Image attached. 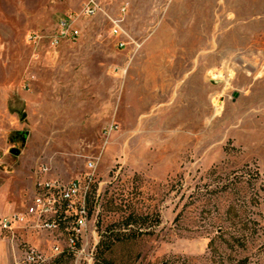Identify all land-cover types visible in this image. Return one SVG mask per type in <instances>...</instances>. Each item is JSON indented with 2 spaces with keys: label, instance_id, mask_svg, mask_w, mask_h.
<instances>
[{
  "label": "rangeland",
  "instance_id": "374dc122",
  "mask_svg": "<svg viewBox=\"0 0 264 264\" xmlns=\"http://www.w3.org/2000/svg\"><path fill=\"white\" fill-rule=\"evenodd\" d=\"M95 1L0 0V216L43 167L101 195L94 260L19 230L0 264H264V0Z\"/></svg>",
  "mask_w": 264,
  "mask_h": 264
},
{
  "label": "built area",
  "instance_id": "2783aa9c",
  "mask_svg": "<svg viewBox=\"0 0 264 264\" xmlns=\"http://www.w3.org/2000/svg\"><path fill=\"white\" fill-rule=\"evenodd\" d=\"M98 12L99 5L95 0H83L78 17H94ZM75 19L67 16L60 20V30L52 46H58L64 39L74 41L80 36L74 25ZM121 34L120 21H114L113 35L118 37ZM126 44V41H120V46ZM88 170L85 175L64 182L46 178L48 168L43 167L36 176L34 195L26 209L0 216V235H15L19 230L61 233L60 236L66 237V248L56 243L52 247L53 254L94 260L100 241L95 219L100 213L101 195L99 189L93 191L96 173L92 162L88 164ZM37 257L34 249L27 254L29 261H36Z\"/></svg>",
  "mask_w": 264,
  "mask_h": 264
},
{
  "label": "water",
  "instance_id": "95a60500",
  "mask_svg": "<svg viewBox=\"0 0 264 264\" xmlns=\"http://www.w3.org/2000/svg\"><path fill=\"white\" fill-rule=\"evenodd\" d=\"M11 153L13 155H19L20 154V150L19 149H12Z\"/></svg>",
  "mask_w": 264,
  "mask_h": 264
}]
</instances>
